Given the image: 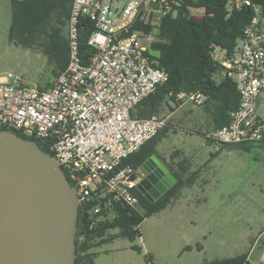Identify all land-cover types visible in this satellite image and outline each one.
I'll return each instance as SVG.
<instances>
[{"label": "built area", "instance_id": "obj_1", "mask_svg": "<svg viewBox=\"0 0 264 264\" xmlns=\"http://www.w3.org/2000/svg\"><path fill=\"white\" fill-rule=\"evenodd\" d=\"M71 0L67 20L68 61L46 87L26 85L11 72L0 77V127L41 141L58 160L67 180L75 186L83 212L100 213L116 202L137 209L132 192L145 176L140 167L123 160L166 126V117H133L131 110L167 80L149 45L153 31L133 29L137 20L157 29L162 17L178 0ZM252 6L254 16L245 25L232 58L213 57L232 76L239 103L229 122L205 133L213 144L264 143V119L257 112L264 93V14L250 0H228L227 9ZM93 23L82 59L78 51L81 18ZM200 105L201 92H179L175 100ZM99 203L87 208L90 199ZM80 208V207H79ZM96 221L88 222L90 229Z\"/></svg>", "mask_w": 264, "mask_h": 264}, {"label": "rangeland", "instance_id": "obj_2", "mask_svg": "<svg viewBox=\"0 0 264 264\" xmlns=\"http://www.w3.org/2000/svg\"><path fill=\"white\" fill-rule=\"evenodd\" d=\"M201 13L191 9L193 15ZM11 17V1L0 0V77L11 72L26 85L48 86L55 63L39 48L9 40ZM62 35L67 37V24ZM257 112L264 119V93ZM159 115L166 117V126L156 140L155 155L185 184L138 224L133 240L116 235L118 228L107 229L105 240L91 249L92 264H205L243 252L252 264H259L264 144H213L205 136L214 127L210 112L187 99L163 102Z\"/></svg>", "mask_w": 264, "mask_h": 264}, {"label": "trees", "instance_id": "obj_3", "mask_svg": "<svg viewBox=\"0 0 264 264\" xmlns=\"http://www.w3.org/2000/svg\"><path fill=\"white\" fill-rule=\"evenodd\" d=\"M10 1L12 17L9 40L22 46L39 48L51 62L55 63L54 73L57 75L66 67L68 61V42L67 37L62 35V28L67 24L71 0ZM178 1L175 13L170 12L162 17L157 29L142 20H137L132 26L133 29H141L144 32L153 31L155 39L150 43L148 51L156 60L157 66L166 71L167 80L137 103L131 110V115L133 117L159 115L163 102L171 99L176 104L182 103V100H175L177 93L201 92L205 94L206 100L200 105L210 112L213 128H217L229 122V112L238 105L239 93L233 77L228 75L221 62L214 59L213 54L217 50L224 53L228 59L235 55L243 36V29L254 16V10L252 6L245 4L228 10V0ZM250 1L260 5L264 14V0ZM192 8L202 9L203 13L193 15ZM92 30L93 23L82 17L78 30V51L82 59H86L91 52L87 39ZM164 129L142 144L124 159L123 163L140 167L149 156L155 154L156 140L163 134ZM37 142L42 150L50 152L41 141ZM174 179V182L153 201L138 188H133L132 192L139 199L137 209L116 202L88 218L89 214L83 212L81 205L74 264L93 263L94 253L91 249L105 240L103 236L107 229L118 228L119 232L116 235L133 240L138 224L163 207L170 198L175 197L185 184V180L176 174ZM97 203L99 199L92 197L86 207H93ZM93 221L96 222L89 229L88 222ZM114 236L110 235L109 238ZM205 264L250 262L248 252H243L211 260Z\"/></svg>", "mask_w": 264, "mask_h": 264}, {"label": "water", "instance_id": "obj_4", "mask_svg": "<svg viewBox=\"0 0 264 264\" xmlns=\"http://www.w3.org/2000/svg\"><path fill=\"white\" fill-rule=\"evenodd\" d=\"M150 160L160 174L166 172L149 156L141 164L147 173L138 184L142 193L155 180ZM167 178L151 201L175 180L168 173ZM79 207L76 188L58 160L34 139L0 128V264H74Z\"/></svg>", "mask_w": 264, "mask_h": 264}, {"label": "flooded vegetation", "instance_id": "obj_5", "mask_svg": "<svg viewBox=\"0 0 264 264\" xmlns=\"http://www.w3.org/2000/svg\"><path fill=\"white\" fill-rule=\"evenodd\" d=\"M155 165V166H154ZM152 166H154V168H152V169H156L157 171H155L154 173H152L151 175H152V177L155 179L153 182H151V183H148V187L147 188H145V193H147V192H149L148 194V198H150V197H152L153 196V194L155 193V192H157V190H158V183H159V181L160 180H162L163 181V183H162V185L165 183V182H167L168 181V178L166 179V174H163V173H161L160 174V170H158L157 168H158V166L155 164V161H153V160H150L149 161V163H148V167H149V169H150V167H152ZM145 172V171H144ZM146 172H145V176H146ZM161 185V184H160ZM145 193H143L144 195H145ZM146 196V195H145Z\"/></svg>", "mask_w": 264, "mask_h": 264}, {"label": "crops", "instance_id": "obj_6", "mask_svg": "<svg viewBox=\"0 0 264 264\" xmlns=\"http://www.w3.org/2000/svg\"><path fill=\"white\" fill-rule=\"evenodd\" d=\"M194 9H198V10H201V11H203L202 9H199V8H194ZM202 14V13H201ZM264 144V143H263ZM155 155V154H154ZM156 156V155H155ZM156 159L158 160V164H160V165H162L163 166V168L165 169V173H163V174H170L171 176H173L174 177V170H171L170 168H168L166 165H164V163H162V161L156 156ZM157 165V164H156ZM155 166V165H154ZM154 166H153V168H154ZM262 234L264 235V229L262 230ZM260 251H261V253H260V262H259V264H264V244L261 246V249H260ZM249 262H250V260H249ZM250 264H252L251 262H250Z\"/></svg>", "mask_w": 264, "mask_h": 264}]
</instances>
